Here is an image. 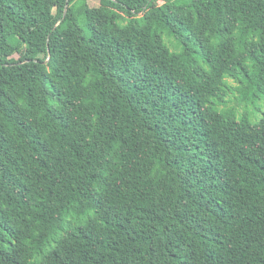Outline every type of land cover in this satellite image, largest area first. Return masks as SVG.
Returning <instances> with one entry per match:
<instances>
[{"label":"trees","instance_id":"1","mask_svg":"<svg viewBox=\"0 0 264 264\" xmlns=\"http://www.w3.org/2000/svg\"><path fill=\"white\" fill-rule=\"evenodd\" d=\"M79 1L0 0V264H264V0Z\"/></svg>","mask_w":264,"mask_h":264},{"label":"rangeland","instance_id":"2","mask_svg":"<svg viewBox=\"0 0 264 264\" xmlns=\"http://www.w3.org/2000/svg\"><path fill=\"white\" fill-rule=\"evenodd\" d=\"M186 1L185 0H175L172 3V5L174 7L175 6H179V5L184 4ZM78 4H79L80 7L76 10V13H80V12H82L85 9L86 6L88 7L87 2L85 0H80L78 2ZM88 4L90 6L94 5V3L92 1H90V0H88ZM49 8L51 9V18L52 19H56L57 16H58V8H57V6L54 5V4H50ZM0 55H5L7 57V59H9V60H14V58H15L13 53H12V50L10 48H8V47H5V46L0 47Z\"/></svg>","mask_w":264,"mask_h":264}]
</instances>
